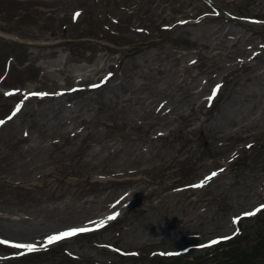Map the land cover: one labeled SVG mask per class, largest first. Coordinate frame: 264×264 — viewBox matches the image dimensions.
Wrapping results in <instances>:
<instances>
[{"label": "rangeland", "instance_id": "obj_1", "mask_svg": "<svg viewBox=\"0 0 264 264\" xmlns=\"http://www.w3.org/2000/svg\"><path fill=\"white\" fill-rule=\"evenodd\" d=\"M0 120V264L264 242V0H0Z\"/></svg>", "mask_w": 264, "mask_h": 264}, {"label": "snow or ice", "instance_id": "obj_2", "mask_svg": "<svg viewBox=\"0 0 264 264\" xmlns=\"http://www.w3.org/2000/svg\"><path fill=\"white\" fill-rule=\"evenodd\" d=\"M77 15H79V13H77ZM220 85H217L216 88L213 90V96L215 95V93L220 89ZM31 95H43L41 93H32ZM211 99V97H210ZM20 110V106L18 105L17 108H16V112H18ZM16 112H13V115L16 114ZM9 119H11V117H9ZM4 121L0 120V124H3ZM221 171H223V169H221ZM217 173L216 172H213L211 174V176L207 177L204 181H201L200 184H197V185H192V187H202L205 183H207L208 180H211L212 177L216 176ZM261 208H264V205H261ZM260 211V208H257L255 210V212H259ZM255 212H246L244 213L245 216H253L255 215ZM115 216H109L107 219L108 220H112L114 219ZM240 217H236L233 221V223H236L237 221H239ZM106 221H102L100 224H97V227H103L104 223ZM92 229L90 228H87V227H80V228H70L68 229L67 231H61L55 235H50L46 238L45 242L43 245H41L42 247H47L48 245H51L57 241H60V240H63L65 239L66 237H72V236H75L77 235L78 233H84V232H88V231H91ZM232 237L230 236H222V237H219L217 239H213L211 240L209 243L211 245H216L218 243H220L221 240H230ZM10 243V241L8 240H0V244H8ZM13 247L15 248H18V249H27L29 252H34V251H37V246L35 244H20V243H17V244H14Z\"/></svg>", "mask_w": 264, "mask_h": 264}, {"label": "trees", "instance_id": "obj_3", "mask_svg": "<svg viewBox=\"0 0 264 264\" xmlns=\"http://www.w3.org/2000/svg\"><path fill=\"white\" fill-rule=\"evenodd\" d=\"M81 1V0H75ZM89 1V0H86ZM98 1V0H97ZM82 12V11H81ZM81 15V14H80ZM231 242V244H229ZM232 241H227L222 243L223 245L219 246V252L225 254V258L223 261H219L218 264H261L264 263V242H258V244L253 248L252 252H245V250H241L237 247H233ZM45 253V252H39ZM181 256L184 255H171L161 259H171V264H182ZM26 257V256H25ZM21 258H24L22 256ZM19 258V259H21ZM71 259L75 260L70 256ZM214 264V263H213Z\"/></svg>", "mask_w": 264, "mask_h": 264}, {"label": "bare ground", "instance_id": "obj_4", "mask_svg": "<svg viewBox=\"0 0 264 264\" xmlns=\"http://www.w3.org/2000/svg\"><path fill=\"white\" fill-rule=\"evenodd\" d=\"M259 48V47H258ZM262 48V47H261Z\"/></svg>", "mask_w": 264, "mask_h": 264}]
</instances>
